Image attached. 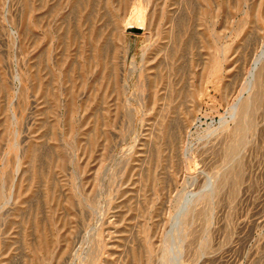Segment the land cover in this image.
<instances>
[{"label":"rangeland","instance_id":"obj_1","mask_svg":"<svg viewBox=\"0 0 264 264\" xmlns=\"http://www.w3.org/2000/svg\"><path fill=\"white\" fill-rule=\"evenodd\" d=\"M0 264H264V0H0Z\"/></svg>","mask_w":264,"mask_h":264},{"label":"bare ground","instance_id":"obj_2","mask_svg":"<svg viewBox=\"0 0 264 264\" xmlns=\"http://www.w3.org/2000/svg\"><path fill=\"white\" fill-rule=\"evenodd\" d=\"M260 62V61H259ZM251 99V98H250ZM250 99H247V100H245L244 102H242V103H240V104H237V105H235V107H234V109H233V112H232V114L234 113V111H235V114L234 115H236V116H240V117H244L245 115H246V113H247V110L249 109V106H250V104H251V100ZM249 111V110H248ZM233 118V117H232ZM210 195H211V193H210ZM198 198V197H197ZM192 205H193V203H192V200H191V202H190ZM191 204H189V207H187L186 209H187V211L188 210H190V205ZM194 204H195V201H194ZM191 205V206H192ZM184 212H185V210H184ZM182 213V212H181ZM181 218V217H180ZM185 218V217H184ZM177 222V221H176ZM179 223V222H178ZM180 239V238H179ZM173 254V253H172ZM180 255V254H179ZM171 257V256H170ZM179 257V256H178Z\"/></svg>","mask_w":264,"mask_h":264},{"label":"water","instance_id":"obj_3","mask_svg":"<svg viewBox=\"0 0 264 264\" xmlns=\"http://www.w3.org/2000/svg\"><path fill=\"white\" fill-rule=\"evenodd\" d=\"M133 28H134V31H136V32H142V28H139V27H136V26H134Z\"/></svg>","mask_w":264,"mask_h":264}]
</instances>
